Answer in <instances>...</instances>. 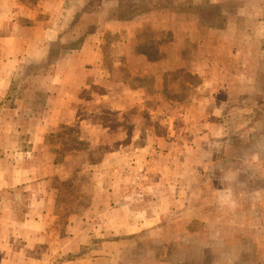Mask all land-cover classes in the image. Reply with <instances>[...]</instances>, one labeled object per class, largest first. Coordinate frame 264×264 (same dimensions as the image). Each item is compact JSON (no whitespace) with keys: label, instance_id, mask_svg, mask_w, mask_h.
Masks as SVG:
<instances>
[{"label":"crops","instance_id":"crops-1","mask_svg":"<svg viewBox=\"0 0 264 264\" xmlns=\"http://www.w3.org/2000/svg\"><path fill=\"white\" fill-rule=\"evenodd\" d=\"M230 1L232 0H222L226 4ZM111 2V6L117 8L121 0ZM86 6V0L72 3L68 0H0V264H175L167 258L150 254L140 261L122 256L125 252L123 237L133 239L136 236L161 235L170 226L169 221L184 219L185 216L182 215L184 212L175 213L168 204L164 208L162 199L154 200L155 190L159 193L160 187L177 186L179 181H155L150 178V167L140 168L133 164L132 161L138 154L137 130L133 131V135L121 134L112 138L113 127L108 122L101 118L95 121L90 113L81 115L85 107L94 101L96 106L116 110L118 114L123 110L136 108L140 103L138 98L123 103L122 96L125 92L129 97L132 93L136 97L137 90H132L129 83L118 80H113L107 87L100 85L97 98L91 97V92L87 93L92 83L101 82L94 81V73H101L100 78L107 75L103 74L105 69L102 66L104 55L100 50L101 30H97L106 27V21L98 19L92 23V29L86 32L83 29L90 28V23L84 21L91 13L101 16V12L104 14L109 7L104 4L96 10ZM240 17L249 18L245 15V8L228 14L227 27L221 30L225 43H232L228 34L235 28ZM138 18L139 16L129 22L137 25L143 20V17L142 20ZM165 21V25L162 23L161 33L170 30L169 20ZM113 22V25H109L118 26L123 23L120 19ZM189 22L176 28L179 34H174L177 47L170 49V43L166 44L165 41L161 46V57L151 59L142 54L141 60L145 61L146 68L141 76H155L163 82L170 69H174L176 65L182 67L181 61L185 60L183 51L188 50L190 45H195L196 55L192 53L188 56L193 62L188 61L187 67L200 74L204 80L198 87L199 92L210 86L211 94L217 81L216 75H210L212 70L209 66H214L211 62V58L215 60L213 54H219L213 52L218 48L215 44L216 41L219 43V39H216L214 29L207 30V35L202 36L199 18ZM184 32V37H179ZM78 35L84 37L80 48H70L60 55L57 53L55 48L58 45L74 43L80 38ZM206 47L211 49L209 55L205 51L201 52ZM171 50L178 54L175 66L171 65ZM188 57L186 56L187 59ZM51 59L54 62L48 69L36 68V65ZM119 60L121 57L114 58V75L122 65ZM210 78L213 79L212 82L209 81ZM18 79L21 80L20 84L17 83ZM37 79L47 80L49 84H36ZM138 89L142 92V102H145L148 89ZM43 94L45 100L37 101L38 96ZM212 98L201 95L191 105L202 114L203 105L214 109L217 102ZM35 107L45 110L32 115L29 111ZM193 115L192 123L202 125L205 116ZM207 121L205 118V122ZM133 123H137L136 118H133ZM187 123L188 121L183 122L184 125ZM73 124L86 131L79 136L80 140H94L91 148L101 144L115 145L112 150L104 152L98 164L90 170L84 168L80 161L82 152H66L59 162L56 160L59 150L55 151L47 146L49 134L64 125ZM209 124H213V121ZM206 125L208 123L204 124ZM200 132L202 136L193 139L195 144L205 142L213 136V133L204 129ZM174 134L176 133H170L169 139ZM190 136L183 131L173 139L183 138V141L189 143L192 142ZM149 138L154 140L152 135ZM125 139L128 142H120ZM14 140L17 142H13ZM24 141L27 143L24 144ZM261 149L258 152V169L259 178L264 184V143ZM140 151V154L145 155L153 152L148 143ZM125 154L133 156V159L130 161L131 158L124 157ZM42 155H47V159L41 164L37 160ZM33 159L36 161L33 162ZM139 170H145V173ZM85 172L89 175L92 173L94 178L85 179ZM138 174L142 176L140 179ZM105 175L108 178L102 179ZM77 176L81 199L76 205L72 199L66 202L67 205L60 204L58 198L61 183ZM259 190L264 193V185ZM160 196L164 199L167 195L165 193ZM180 199L181 196L177 202ZM59 205H74V210ZM256 205L257 219L262 223V227L259 226L264 235V195L259 197ZM197 213L192 218L201 220V211ZM129 251L135 252L132 246Z\"/></svg>","mask_w":264,"mask_h":264},{"label":"rangeland","instance_id":"rangeland-1","mask_svg":"<svg viewBox=\"0 0 264 264\" xmlns=\"http://www.w3.org/2000/svg\"><path fill=\"white\" fill-rule=\"evenodd\" d=\"M111 1L86 0V8L97 10V7L104 4L109 7L104 14L101 12L103 16L91 13L84 21L90 23V28L83 29L84 32L90 31L92 23L98 19L106 21V27L97 30H101L100 50L104 55L102 66L105 69L103 74L107 75L100 78L101 73H94V81L101 82L92 83L87 93L91 92V97L97 98L100 85L107 87L113 80H118L129 83L132 90H137L136 97L133 93L129 97L125 92L122 96L123 103L136 98L140 103L138 107L118 114L116 110L96 106L95 101L89 102L81 115L90 113L93 120L101 118L108 122L113 127L112 138L121 134L133 135V131L137 130L138 154L132 161L133 164L140 168L150 167V178L155 181H179L177 186L160 187L159 193L155 190L153 197L154 200L162 199L164 208L168 204L175 213L184 212L182 215L185 216L184 219L169 221L170 226L161 235L136 236L133 239L123 237L125 252L122 256L140 261L150 254L158 258L162 256L175 264H263L264 235L262 223L257 219L256 204L259 197L264 195L259 190L264 184L259 178L258 169V152L262 150L261 145L264 143V0H232L227 4L222 0H121L117 8L111 6ZM240 8H245V15L251 19L240 17L235 28L228 34L232 43H225L221 30L227 27L228 14ZM137 16L139 20L143 17L142 22L131 24L129 21ZM196 18H199L202 36L207 35V30L214 29V35L219 39V43L216 41L215 44L218 48L213 50L219 54H213L215 60L211 58V62L214 66H209L212 70L210 75H216L214 92L210 94V86L199 92L198 87L204 80L200 74L187 67L188 61L193 62L188 56L192 53L196 55L195 45H190L188 50L183 51L185 60L181 61L182 67L176 65L178 54L171 50V65L176 66L167 72L163 82L155 76H141L146 68L145 61L141 60L142 54L151 59L161 57V46L165 41L166 44L170 43V49H174L177 47L174 34L179 35L176 28L183 27L185 22L189 24V20ZM116 19L123 23L110 26ZM165 20H169L170 30L161 33ZM75 30L79 32L78 28ZM184 35L185 32L179 37L183 38ZM79 37L74 43L58 45L56 52L60 55L70 48H80L84 37ZM204 51L209 55L211 49L206 47L201 50ZM115 57H121L118 62L122 65L114 75ZM53 62V59L43 61L36 68L48 69ZM209 81L212 82L213 79L210 78ZM17 83L20 84L21 80L18 79ZM35 83L43 86L49 84L44 79H37ZM144 87L149 93L146 101L142 102V92L138 88ZM201 95L213 97L217 102L213 110L203 105L202 114H199V110L193 109L191 103L194 99H200ZM39 100H45V94L38 96L37 101ZM44 110L45 108L35 107L27 112L38 115ZM193 114L205 116L208 121L205 122L204 118L202 125H195L192 123ZM210 114L214 116L211 117ZM133 118L137 119V123H133ZM186 121L188 123L184 125L183 122ZM210 121L213 124H209ZM207 123V127L204 126ZM203 129L213 133L212 138L195 144L194 138L201 137L200 131ZM183 131L191 135L192 142L187 143L183 138L174 141L173 138ZM82 132H86L85 129L76 124L64 125L49 134L46 143L49 148L59 150L56 158L59 162L66 152H82L80 161L84 168L90 170L98 164L104 152L112 150L115 145L101 144L97 148H91L94 140H80ZM97 132L100 133L99 130ZM170 133L176 134L169 139ZM120 142L126 143L128 139ZM147 143L153 152L148 155L140 154ZM124 157L131 158L130 161L133 159V156L127 154ZM46 159L47 155H42L37 162L42 164ZM139 172L145 173V170ZM92 173L89 175L85 172L84 178L93 179ZM95 175L96 178L97 173ZM138 175L140 179L142 176ZM77 178L78 176L61 183L58 198L60 204L67 205L66 202L72 199L76 205L81 199L82 192L76 183ZM106 178L107 175L102 179ZM165 193L168 197L163 199L160 195ZM180 196L182 199L177 202ZM59 206L74 210V205L67 206L68 208ZM199 210L202 219H193ZM131 246L135 250L133 253L129 251Z\"/></svg>","mask_w":264,"mask_h":264}]
</instances>
